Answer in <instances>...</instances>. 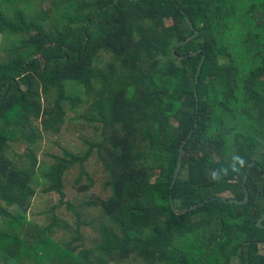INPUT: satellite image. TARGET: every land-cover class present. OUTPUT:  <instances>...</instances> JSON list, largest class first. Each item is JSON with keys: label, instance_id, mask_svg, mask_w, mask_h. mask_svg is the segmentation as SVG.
Wrapping results in <instances>:
<instances>
[{"label": "trees", "instance_id": "trees-1", "mask_svg": "<svg viewBox=\"0 0 264 264\" xmlns=\"http://www.w3.org/2000/svg\"><path fill=\"white\" fill-rule=\"evenodd\" d=\"M47 1L0 0V200L22 196L0 206V264H264V0ZM67 123L88 149L40 165L43 135ZM96 154L111 195L88 203L86 248L65 177ZM49 193L35 225L30 200Z\"/></svg>", "mask_w": 264, "mask_h": 264}, {"label": "rangeland", "instance_id": "rangeland-1", "mask_svg": "<svg viewBox=\"0 0 264 264\" xmlns=\"http://www.w3.org/2000/svg\"><path fill=\"white\" fill-rule=\"evenodd\" d=\"M49 0L47 4L42 6L43 9H49ZM167 26H170V22H165ZM108 61V56L104 55L100 57L98 67H103ZM222 66H226L225 61H220ZM40 127V123H36ZM92 133L88 130L82 129L79 126L67 123L61 133L56 134H45L42 140L38 143L36 150L37 161L40 165H49L53 163L52 156H61L63 151L67 150L70 152L78 153L88 149L87 145L83 144V140L91 138ZM27 153V150L22 143L11 144V151L6 154L9 159L17 161L18 165H22L26 162V159H21ZM99 156L93 155V157L83 167L84 174L81 176V168L75 167L69 171L65 177V201L73 204L79 208L83 222L85 225L82 227V233L84 236L82 247L91 248L95 241L99 238L97 228L99 226V217L101 210L99 207L88 205L89 202H98L102 199H107L111 195L110 189L104 188V182L107 174L103 164L98 158ZM20 160V161H19ZM184 178L186 172L184 171ZM81 176V181L78 182ZM90 180L93 181L94 185L90 188ZM90 188L89 190H83L82 188ZM227 196V194H224ZM20 196L17 192H12L9 203L20 200ZM59 201V196L53 193L49 194H36L31 198L29 207L26 210V215L33 224L38 226L47 225V213L48 211L56 206ZM9 203L5 204L4 201L0 200L1 207L9 206ZM56 215L71 224H75L76 216L74 212L67 209V207H61L56 209ZM71 236L69 234L57 233L55 239L57 241H63L64 243L69 241ZM261 253H264L263 249H260ZM122 264H137L130 260ZM234 264V263H232Z\"/></svg>", "mask_w": 264, "mask_h": 264}, {"label": "water", "instance_id": "water-1", "mask_svg": "<svg viewBox=\"0 0 264 264\" xmlns=\"http://www.w3.org/2000/svg\"><path fill=\"white\" fill-rule=\"evenodd\" d=\"M196 37H197V32H194L193 36L190 37V38H188V39H187L186 41H184L183 43H181L180 46H182L183 44L187 43V42L190 41V40L195 39ZM173 54H175V51H173ZM203 61H204V59H202V61H201V63H200V66H199V68H198V71H197V75H196V83L198 82V78H199V76H200V70H201V67H202ZM195 127H196V125H195ZM182 160H183V148L181 149V154H180V159H179L178 168H177L176 173H175V176H174V183L176 182V179H177V177H178V175H179V173H180V171H181V168H182ZM246 179H247V175L244 176L243 183H245ZM221 200H222V201H226L225 198H222ZM246 201H247V193L245 194V199H244L243 202H246ZM229 202H234V201H233V200H230ZM201 204H202V203H199L198 205H201ZM181 213H182V212H181ZM263 218H264V216H263V217L259 220V222L257 223V225H258L259 227H261L260 222H261V220H262Z\"/></svg>", "mask_w": 264, "mask_h": 264}]
</instances>
